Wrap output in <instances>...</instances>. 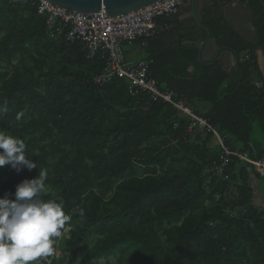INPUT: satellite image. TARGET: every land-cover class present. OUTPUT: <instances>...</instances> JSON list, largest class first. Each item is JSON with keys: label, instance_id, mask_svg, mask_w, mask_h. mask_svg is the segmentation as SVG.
<instances>
[{"label": "trees", "instance_id": "trees-1", "mask_svg": "<svg viewBox=\"0 0 264 264\" xmlns=\"http://www.w3.org/2000/svg\"><path fill=\"white\" fill-rule=\"evenodd\" d=\"M237 1L251 8L256 44L220 19L204 22L219 47L237 54L233 68L202 63L196 46L178 45L158 55L149 76L192 105L231 151L264 160L256 56L264 0ZM182 38L193 42L191 31ZM105 66L78 42L51 38L30 0H0V131L22 139L37 165L0 167V198L14 199L16 186L44 169L42 198L63 201L71 216L56 256L40 264H264V207L253 204L248 180L254 173L264 194V176L236 156L217 174L212 130L191 127L192 117L122 78L94 83Z\"/></svg>", "mask_w": 264, "mask_h": 264}, {"label": "built area", "instance_id": "built-area-1", "mask_svg": "<svg viewBox=\"0 0 264 264\" xmlns=\"http://www.w3.org/2000/svg\"><path fill=\"white\" fill-rule=\"evenodd\" d=\"M30 1L34 4L36 12L44 16L46 30L51 38L62 34L65 41L78 42L88 57L100 56L106 60L104 70L93 77L94 83L104 84L114 77L122 78L126 80L130 90L146 93L153 101L161 100L174 107L178 113L191 116L194 120L191 127L194 124L207 126L221 146L218 162L214 164L217 174H221L231 161V157L236 156L250 165L259 176H264V160L252 159L244 153L231 151L204 120L195 116L186 107L181 96L173 90L161 91L158 81L149 76L152 60L133 61L124 55L123 45L140 41L161 30L156 26L155 20L161 16L176 14L185 0H158L146 7L118 16H110L105 12H72L54 5L49 0ZM55 256L56 251L54 255L42 261L49 263Z\"/></svg>", "mask_w": 264, "mask_h": 264}, {"label": "clouds", "instance_id": "clouds-1", "mask_svg": "<svg viewBox=\"0 0 264 264\" xmlns=\"http://www.w3.org/2000/svg\"><path fill=\"white\" fill-rule=\"evenodd\" d=\"M6 111L0 107V112ZM0 149V167L10 165L17 172L37 167L20 138L0 131ZM46 180L47 171L40 169L36 178L16 186L14 199L0 198V264H40L54 255L56 238L71 216L65 213L63 201L42 198Z\"/></svg>", "mask_w": 264, "mask_h": 264}, {"label": "crops", "instance_id": "crops-1", "mask_svg": "<svg viewBox=\"0 0 264 264\" xmlns=\"http://www.w3.org/2000/svg\"><path fill=\"white\" fill-rule=\"evenodd\" d=\"M204 3H205L204 1H201L200 2L201 6L202 4L204 5ZM221 7L222 6H217V2L215 1H212V3L208 5V7L204 6V8L201 11V21H200L201 26H200L198 25L197 21H195V19L192 17L191 6L185 0L184 5L179 9V11L176 14L171 16H161L155 20L156 26L162 31L161 30L156 31L150 37H147L140 41L136 40L130 44L123 45V51L125 57L133 61L152 60V62L154 61L155 63L161 61V57H159L158 55L165 52V50L178 47V45L180 47L187 45H194L196 46L198 53L200 44L207 36L206 29L208 30V28L204 23L205 20L220 19L221 21H224ZM237 15L241 16V13H237ZM190 31L192 34L193 42L188 41V39L186 38L184 39L182 38L183 35H187V33ZM205 32H206L205 38L201 39L202 33ZM217 46L219 47V45ZM224 49L225 48L219 47V51ZM219 51H217V54L219 53ZM225 61L227 64V67L225 69L227 71L233 68L236 64L235 59L231 54H227V56H225ZM188 70L191 71L192 67L190 66ZM250 170L251 169H249V171ZM248 180L253 191V198H252L253 204L255 206L264 207V194L261 188V181L252 172L249 174Z\"/></svg>", "mask_w": 264, "mask_h": 264}, {"label": "water", "instance_id": "water-1", "mask_svg": "<svg viewBox=\"0 0 264 264\" xmlns=\"http://www.w3.org/2000/svg\"><path fill=\"white\" fill-rule=\"evenodd\" d=\"M56 6L62 7L68 11L78 13H100L105 12L110 16H118L127 14L135 10L141 9L152 4L158 0H49ZM204 1V5L200 4ZM212 1L217 2V5L222 6V14L227 26L230 27L237 35L245 39L246 41L256 44L258 42L257 32L251 22V8L243 2L235 0H186L191 6L192 17L201 26V11L204 6L210 5ZM237 13H241L237 15ZM207 31L206 38L200 44L197 53L198 61L202 63L210 64L214 60H218L222 67H227L225 56L231 54L235 59V63L238 60L237 54L229 49L219 51V47L216 45L214 39L210 37L209 31ZM217 51L219 53L217 54ZM228 69V68H227Z\"/></svg>", "mask_w": 264, "mask_h": 264}, {"label": "rangeland", "instance_id": "rangeland-1", "mask_svg": "<svg viewBox=\"0 0 264 264\" xmlns=\"http://www.w3.org/2000/svg\"><path fill=\"white\" fill-rule=\"evenodd\" d=\"M256 56H257V61H258V64H259V68H260V70H261V72H262V74H263V76H264V51L263 50H260V49H257L256 50ZM183 100H184V98H183ZM184 102H185V100H184ZM198 101H196V102H192L193 104H194V106H196V107H198V106H202L203 107V109L205 108V109H207V107H208V105L206 104V103H204V102H202V103H200V105H199V103H197ZM185 105H186V107L187 108H189L191 111H192V109H191V107L190 106H192V105H187V103H185ZM192 113H193V111H192ZM189 116V115H188ZM191 117V116H190ZM200 119H202V118H200ZM202 120H204V119H202ZM205 121V120H204ZM201 124V123H200ZM200 126V125H199ZM200 128H202L201 126H200ZM217 141V139H216V137H215V139H212V144H216L215 142ZM249 169H251V167H250V165H249ZM64 231H66V229L64 230ZM114 263V261H113V259H109L107 262H101V264H113Z\"/></svg>", "mask_w": 264, "mask_h": 264}, {"label": "flooded vegetation", "instance_id": "flooded-vegetation-1", "mask_svg": "<svg viewBox=\"0 0 264 264\" xmlns=\"http://www.w3.org/2000/svg\"><path fill=\"white\" fill-rule=\"evenodd\" d=\"M235 1H237V0H235ZM217 6H220V5H217Z\"/></svg>", "mask_w": 264, "mask_h": 264}]
</instances>
